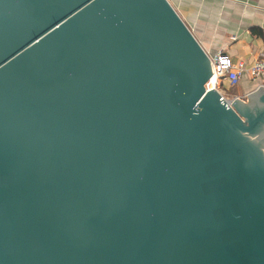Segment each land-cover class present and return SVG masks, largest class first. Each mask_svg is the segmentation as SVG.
<instances>
[{
	"label": "water",
	"instance_id": "1",
	"mask_svg": "<svg viewBox=\"0 0 264 264\" xmlns=\"http://www.w3.org/2000/svg\"><path fill=\"white\" fill-rule=\"evenodd\" d=\"M210 73L167 0H0V264H264V87Z\"/></svg>",
	"mask_w": 264,
	"mask_h": 264
},
{
	"label": "crops",
	"instance_id": "2",
	"mask_svg": "<svg viewBox=\"0 0 264 264\" xmlns=\"http://www.w3.org/2000/svg\"><path fill=\"white\" fill-rule=\"evenodd\" d=\"M167 1L206 54L222 49L232 64L246 65L264 58V0ZM259 86L264 87V78L245 76L227 91L246 96Z\"/></svg>",
	"mask_w": 264,
	"mask_h": 264
},
{
	"label": "built area",
	"instance_id": "3",
	"mask_svg": "<svg viewBox=\"0 0 264 264\" xmlns=\"http://www.w3.org/2000/svg\"><path fill=\"white\" fill-rule=\"evenodd\" d=\"M210 66V77L205 83L206 90L213 89L225 102H233L235 99L245 100L246 96L234 95L228 98L227 87L236 86L243 77L252 80L264 78V58L256 59L252 64L246 65L243 62L232 64L228 55L222 50H217L214 54H206ZM227 83V87L224 83Z\"/></svg>",
	"mask_w": 264,
	"mask_h": 264
},
{
	"label": "rangeland",
	"instance_id": "4",
	"mask_svg": "<svg viewBox=\"0 0 264 264\" xmlns=\"http://www.w3.org/2000/svg\"><path fill=\"white\" fill-rule=\"evenodd\" d=\"M209 55H211V54H209ZM232 90H233V91H235V89H234V88H232ZM226 95H227V97H228V98H231V97H232V96H231V95H232V93H231V92H229V91H227V92H226Z\"/></svg>",
	"mask_w": 264,
	"mask_h": 264
},
{
	"label": "flooded vegetation",
	"instance_id": "5",
	"mask_svg": "<svg viewBox=\"0 0 264 264\" xmlns=\"http://www.w3.org/2000/svg\"><path fill=\"white\" fill-rule=\"evenodd\" d=\"M262 134H261V141H264V127L262 128ZM251 152H253V149H251Z\"/></svg>",
	"mask_w": 264,
	"mask_h": 264
},
{
	"label": "bare ground",
	"instance_id": "6",
	"mask_svg": "<svg viewBox=\"0 0 264 264\" xmlns=\"http://www.w3.org/2000/svg\"><path fill=\"white\" fill-rule=\"evenodd\" d=\"M227 106H231V102L227 103Z\"/></svg>",
	"mask_w": 264,
	"mask_h": 264
}]
</instances>
